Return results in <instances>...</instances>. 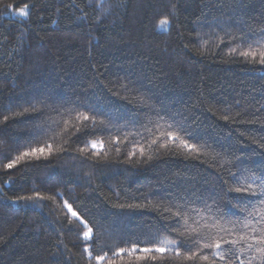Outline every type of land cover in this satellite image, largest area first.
<instances>
[{"label": "trees", "instance_id": "1", "mask_svg": "<svg viewBox=\"0 0 264 264\" xmlns=\"http://www.w3.org/2000/svg\"><path fill=\"white\" fill-rule=\"evenodd\" d=\"M262 29L264 0H0V264H137L112 250L182 239L165 208L189 223L247 216L259 198L231 189L264 178V64L230 48ZM85 110L102 135L56 134ZM168 131L198 151L160 147ZM94 139L104 147L81 153ZM65 202L94 230L92 257Z\"/></svg>", "mask_w": 264, "mask_h": 264}, {"label": "snow or ice", "instance_id": "2", "mask_svg": "<svg viewBox=\"0 0 264 264\" xmlns=\"http://www.w3.org/2000/svg\"><path fill=\"white\" fill-rule=\"evenodd\" d=\"M12 8V5L8 6ZM28 5L20 8L16 11V14L25 18L28 16ZM168 20H162L158 26L160 30L168 31ZM264 31V29H262ZM221 42H224V38H219ZM239 39L240 47L230 48V54H238L252 61L264 64V39L257 41H249L244 37L237 38L232 37L235 41ZM255 45V46H254ZM239 48V51H238ZM7 119V117L5 118ZM66 127L57 132V135L68 134L69 139L71 136L77 133L87 132L90 135H102V129L107 127V124L103 120H97L95 114H87V110L84 112H77L74 117L64 121ZM74 129V131H73ZM91 129L89 132L88 130ZM99 129V130H98ZM161 136H166L167 141L160 144V147L166 148L169 146L168 142L173 144H178L190 152L198 151L196 147L189 144L186 140L180 137L178 134L168 131L162 132ZM159 139V137L157 138ZM157 139H153L152 143H157ZM113 143L117 142L115 139L112 140ZM105 141L101 139H94L89 141L85 147L80 149L81 153L88 151L89 146L92 149L104 147ZM45 148L49 153L54 150L53 144L49 143L46 146L39 148H32L30 151H24L20 155L16 156L15 159L11 160L9 163L5 164L6 169H12L26 157L36 156L39 154H44ZM66 151L67 149H62ZM118 152L119 148L116 149ZM141 154L143 152L141 151ZM257 181H259L257 183ZM256 185L260 189L259 193L254 189L253 185ZM241 195L255 196L259 198L258 205L248 212L247 216L241 217L236 220L223 219L215 220L211 224L207 221L201 224L199 220H192L187 213L182 211V205L177 206L175 211L170 208H165L164 211L169 212L170 216L167 217L170 220H175L176 224L179 225L175 228L177 237L182 239H169L161 238L157 239L155 242L149 243L148 241H141L139 244L132 242V247H116L112 250V256L120 258L122 254L127 253L129 257L135 255L137 264L141 261L148 260L151 258L155 260L157 254L160 258H166L174 255L176 259L180 260L182 264H253V261L259 260L260 264H264V178L253 177L251 183L242 184L234 189H231ZM23 200H34V199H45L39 193L35 196L20 197ZM64 207L68 209L72 217H74L81 225L84 227L82 232L81 240L85 242L83 251L92 257V252L90 248L92 247V241L95 239V233L92 227L82 219L72 207L65 202ZM193 211H196L193 209ZM199 215V213H197ZM201 219H204L201 217ZM209 220L212 218L209 217ZM254 221V222H253ZM203 229H208L207 232ZM220 233H224L221 235ZM195 245V247H193ZM228 246V247H225ZM205 249H210L211 254L205 253ZM253 253L252 255H248ZM108 257V253L105 252L104 255H99L95 257L96 264H101ZM107 264H116V259L109 258Z\"/></svg>", "mask_w": 264, "mask_h": 264}]
</instances>
